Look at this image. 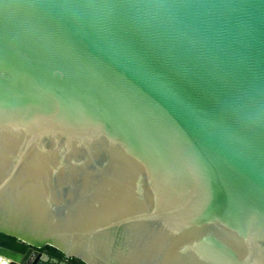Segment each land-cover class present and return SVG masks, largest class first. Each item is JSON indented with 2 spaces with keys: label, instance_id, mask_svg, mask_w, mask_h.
<instances>
[{
  "label": "water",
  "instance_id": "obj_1",
  "mask_svg": "<svg viewBox=\"0 0 264 264\" xmlns=\"http://www.w3.org/2000/svg\"><path fill=\"white\" fill-rule=\"evenodd\" d=\"M0 234L264 264V0H0Z\"/></svg>",
  "mask_w": 264,
  "mask_h": 264
},
{
  "label": "trees",
  "instance_id": "obj_2",
  "mask_svg": "<svg viewBox=\"0 0 264 264\" xmlns=\"http://www.w3.org/2000/svg\"><path fill=\"white\" fill-rule=\"evenodd\" d=\"M0 246L6 247L8 249H12V250H15V251L21 252V253H23L27 247L25 244L19 243L14 238L5 236L3 234H0ZM39 251L45 252L48 256H52V257H55L59 260H63L62 254L58 253L54 248L45 247ZM68 262L71 264H82L81 262L76 261L74 259H70V260H68Z\"/></svg>",
  "mask_w": 264,
  "mask_h": 264
},
{
  "label": "crops",
  "instance_id": "obj_3",
  "mask_svg": "<svg viewBox=\"0 0 264 264\" xmlns=\"http://www.w3.org/2000/svg\"><path fill=\"white\" fill-rule=\"evenodd\" d=\"M47 259L45 258V261H46ZM58 260V261H57ZM48 262H50V263H52V264H56L57 262H59V264H71V263H69L68 261L67 262H65L64 260H59V259H57V258H55V257H52V256H49V260H48Z\"/></svg>",
  "mask_w": 264,
  "mask_h": 264
}]
</instances>
